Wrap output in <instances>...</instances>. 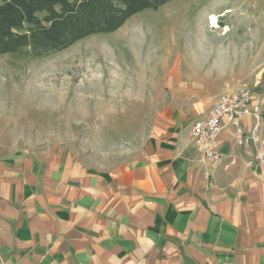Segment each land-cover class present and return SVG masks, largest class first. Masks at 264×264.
Returning a JSON list of instances; mask_svg holds the SVG:
<instances>
[{
  "label": "crops",
  "instance_id": "obj_1",
  "mask_svg": "<svg viewBox=\"0 0 264 264\" xmlns=\"http://www.w3.org/2000/svg\"><path fill=\"white\" fill-rule=\"evenodd\" d=\"M212 106L169 117L107 169L56 148L0 157V264H264V162L249 165L263 113L255 137L239 117L247 145L223 121L216 165L192 137Z\"/></svg>",
  "mask_w": 264,
  "mask_h": 264
},
{
  "label": "rangeland",
  "instance_id": "obj_2",
  "mask_svg": "<svg viewBox=\"0 0 264 264\" xmlns=\"http://www.w3.org/2000/svg\"><path fill=\"white\" fill-rule=\"evenodd\" d=\"M227 82L264 101V0H170L47 56L0 54V157L56 148L111 168L169 117L213 105Z\"/></svg>",
  "mask_w": 264,
  "mask_h": 264
},
{
  "label": "trees",
  "instance_id": "obj_3",
  "mask_svg": "<svg viewBox=\"0 0 264 264\" xmlns=\"http://www.w3.org/2000/svg\"><path fill=\"white\" fill-rule=\"evenodd\" d=\"M170 0H0V54L29 49L43 57L111 33L138 12Z\"/></svg>",
  "mask_w": 264,
  "mask_h": 264
},
{
  "label": "built area",
  "instance_id": "obj_4",
  "mask_svg": "<svg viewBox=\"0 0 264 264\" xmlns=\"http://www.w3.org/2000/svg\"><path fill=\"white\" fill-rule=\"evenodd\" d=\"M252 116L256 122L253 130L254 137L262 125V107L255 99L253 87L242 82L237 86L230 83L224 84V91L218 96L216 102L208 110L206 117L194 122L192 137L194 142L205 149V155L214 164L222 163V157L210 148L223 127V121L227 119L236 129L237 142L247 145L250 138L246 136L239 117ZM255 162H264V140H260L256 150L255 159L249 162L252 166Z\"/></svg>",
  "mask_w": 264,
  "mask_h": 264
},
{
  "label": "bare ground",
  "instance_id": "obj_5",
  "mask_svg": "<svg viewBox=\"0 0 264 264\" xmlns=\"http://www.w3.org/2000/svg\"><path fill=\"white\" fill-rule=\"evenodd\" d=\"M209 21H210L211 27L219 28L218 16L215 13L210 14ZM225 29L227 31L229 30L228 27H226Z\"/></svg>",
  "mask_w": 264,
  "mask_h": 264
}]
</instances>
